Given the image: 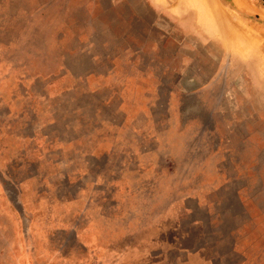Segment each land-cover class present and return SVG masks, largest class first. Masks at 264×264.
Segmentation results:
<instances>
[{
  "label": "rangeland",
  "instance_id": "obj_1",
  "mask_svg": "<svg viewBox=\"0 0 264 264\" xmlns=\"http://www.w3.org/2000/svg\"><path fill=\"white\" fill-rule=\"evenodd\" d=\"M0 264H264V0H0Z\"/></svg>",
  "mask_w": 264,
  "mask_h": 264
}]
</instances>
